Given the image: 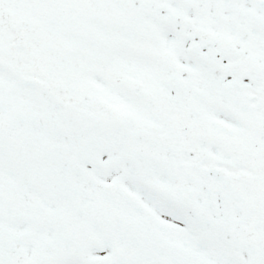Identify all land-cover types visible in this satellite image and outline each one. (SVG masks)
Returning <instances> with one entry per match:
<instances>
[{"label": "snow or ice", "instance_id": "1", "mask_svg": "<svg viewBox=\"0 0 264 264\" xmlns=\"http://www.w3.org/2000/svg\"><path fill=\"white\" fill-rule=\"evenodd\" d=\"M0 264H264V0H0Z\"/></svg>", "mask_w": 264, "mask_h": 264}]
</instances>
